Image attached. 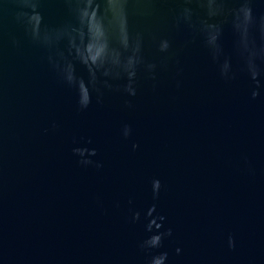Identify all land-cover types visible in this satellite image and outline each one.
Returning a JSON list of instances; mask_svg holds the SVG:
<instances>
[{
    "label": "water",
    "instance_id": "obj_1",
    "mask_svg": "<svg viewBox=\"0 0 264 264\" xmlns=\"http://www.w3.org/2000/svg\"><path fill=\"white\" fill-rule=\"evenodd\" d=\"M154 258L264 264V0H0V264Z\"/></svg>",
    "mask_w": 264,
    "mask_h": 264
},
{
    "label": "clouds",
    "instance_id": "obj_2",
    "mask_svg": "<svg viewBox=\"0 0 264 264\" xmlns=\"http://www.w3.org/2000/svg\"><path fill=\"white\" fill-rule=\"evenodd\" d=\"M135 91V90H134ZM134 91H133V93H134ZM257 94H254V96H256ZM138 145H134V147H137ZM153 190H154V193H156V194H158L159 193V189H160V186H161V181H160V179L159 178H154L153 179ZM158 227H159V225H158ZM170 232H171V230L169 229V234H170ZM160 240V236L159 235H157V236H155L154 238H153V241H152V243L153 244H156L157 243V241H159ZM229 245L230 246H235V241H234V239L230 236L229 237ZM179 251H181L179 248H177V252H179ZM152 264H160V261L158 260V259H153V261H152Z\"/></svg>",
    "mask_w": 264,
    "mask_h": 264
}]
</instances>
